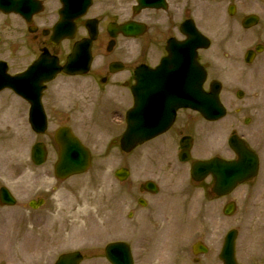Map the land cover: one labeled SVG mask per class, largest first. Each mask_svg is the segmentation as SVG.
<instances>
[{
  "label": "rangeland",
  "instance_id": "obj_1",
  "mask_svg": "<svg viewBox=\"0 0 264 264\" xmlns=\"http://www.w3.org/2000/svg\"><path fill=\"white\" fill-rule=\"evenodd\" d=\"M231 3L237 7L235 18L228 14ZM121 4L123 0H96L93 15L100 14L102 10L111 11ZM220 7L218 13L221 11L222 14L223 10V30L227 28L225 24L236 23L244 15L255 13L261 16V25L247 33L264 32V0H221ZM220 14L215 19H206L210 31L218 29ZM5 34L8 35V32ZM242 34L246 33L242 31ZM242 44L246 47L250 42ZM263 58L264 56L260 60L263 61ZM225 88L230 89L227 85ZM247 96L251 99L254 92L249 90ZM237 117L232 110L218 122H208L198 117L204 134L198 131L194 157L232 156L228 138L232 128H235ZM253 120L255 126L250 129L254 133V141H264V113ZM146 147L135 150L132 156H123V159L116 152V156L112 154L106 159L97 157L90 172L62 183H56L52 165L48 162L40 169L44 179L40 181L41 190L38 192L30 190L20 193L22 182H19L20 189L15 191L19 198L17 208L0 207V264H54L59 254L63 253L62 250L77 248L85 253L104 251L106 244L113 240H128L135 256H138V264H223L219 260V254L224 237L232 228L239 229V264H264V209L260 212L252 211L258 202L254 196L252 199L250 196L246 198L243 193L216 198L207 194L203 200L198 192L188 211L189 222L178 213L173 222L170 213L165 212L167 219L161 218L159 221L168 220L170 223H164L167 225L163 227V231L161 228L164 224H157L159 210L156 211V222L151 213H144V210L135 212L134 217L129 219L128 212L134 210L133 200L137 196L131 187H137L148 178L167 177L166 164L173 165L175 171L181 172V176L184 171H190V165L183 168V165L168 163L167 157H157L161 161L155 160L149 155L152 150ZM97 154L100 153L97 151ZM122 165L131 171L130 183L123 186L114 177L115 169ZM259 178L258 184L254 182L250 185L257 186V191L264 187V174ZM164 181L168 182L164 185L166 187L179 186L182 182L178 179L171 184V180L168 181L167 178ZM241 187L238 188L240 191ZM238 189L234 194L239 192ZM36 196L45 197L47 204L37 211L29 210L26 208L27 202ZM230 200H236L238 208L234 216L227 217L223 214V207ZM105 218L107 222H104ZM117 218L120 226L112 232L110 228L117 225ZM201 234L211 251L200 256L199 262H196L192 246ZM101 259L103 258L87 257L82 264H109Z\"/></svg>",
  "mask_w": 264,
  "mask_h": 264
},
{
  "label": "flooded vegetation",
  "instance_id": "obj_2",
  "mask_svg": "<svg viewBox=\"0 0 264 264\" xmlns=\"http://www.w3.org/2000/svg\"><path fill=\"white\" fill-rule=\"evenodd\" d=\"M31 1L41 11H28V21L17 16L19 21L16 26L6 27L11 30L10 40L0 41V73L3 76L23 74L41 56L48 59L50 64L58 61L59 66L63 67L76 43L87 36L83 22L79 20L75 38L55 41L53 32L60 19V0ZM207 8L208 0H161L159 5L141 9L136 19L144 22L148 28L143 36L137 38L135 48L122 36L110 46L109 35L100 33L91 47V63L88 64L87 73L70 75L61 72L49 80L44 75L40 81L36 107L29 100L34 96L32 91L0 90V186L20 177L25 181V188L30 186L31 154L35 144H44L49 156L57 160L59 148L55 132L62 126L71 127L88 147L118 146L135 68L141 64L158 65L167 55L168 41L171 38H184L182 22L191 18H206ZM99 19L100 23L104 20ZM113 21L122 22L120 18ZM198 27L203 31L200 23ZM229 43L227 39L209 52L199 51L198 60L207 71L204 87L209 90L213 82H219L226 105L236 115L252 114L256 109L264 108L256 106L254 99L261 91L255 90L253 83L264 65L256 63L259 54H255L254 60L248 63L245 54L238 52V43ZM84 58L85 54H82L79 66L85 65ZM249 87L254 96L246 100ZM120 102L123 107L119 106ZM247 119L244 118V125L252 126L253 123H248ZM43 126L46 128L43 133L35 131ZM194 126L186 110H181L169 130L173 143L176 144L178 137L180 143L183 136L191 135ZM108 156L105 154L103 157ZM37 174L33 172V182L39 180ZM181 191V195H189L188 189Z\"/></svg>",
  "mask_w": 264,
  "mask_h": 264
},
{
  "label": "water",
  "instance_id": "obj_3",
  "mask_svg": "<svg viewBox=\"0 0 264 264\" xmlns=\"http://www.w3.org/2000/svg\"><path fill=\"white\" fill-rule=\"evenodd\" d=\"M64 3L66 9H68L67 16L78 17L88 7L90 0H65ZM73 10L76 12H73ZM246 21L255 24L257 17L251 16ZM63 26H65V23ZM181 61H183L182 51H179L175 61L177 66L175 71L173 69L165 71L166 73L157 71L155 73L157 78L149 74L144 79V83L146 84L143 88L135 87V107L129 113V128L125 135L123 145L126 151H130L137 143L159 133L165 126L167 127L174 117L175 109L180 104L203 111V114L209 119H217L223 115L216 98L217 93H213L209 97L203 96L201 98L203 100H197L199 98L197 96L198 91L200 92L201 90L202 77L196 78L197 80L194 78L196 72L195 64L192 69L187 67L186 71L180 74ZM188 73L190 76L186 77V80L178 79V76ZM185 84L187 85L186 87ZM189 89L192 94H185L184 92L189 91ZM230 144L240 155L239 161L226 162L220 159H214L209 162L195 163L193 167L194 177L197 174L200 177L205 176L207 173L214 175L216 180L214 190L218 194L229 193L237 182L250 178L256 170V156L243 143L235 140V138L230 140ZM189 148L190 144L184 146L185 157L188 156ZM69 150L68 157L65 160L63 159L57 166V174L60 177L85 171L89 165V155L80 145L73 144ZM71 154H73L72 157ZM118 175L124 179L127 177V172L123 170ZM7 199L11 204L14 203L10 197ZM232 211L233 206L229 205L226 213L230 214ZM236 237L237 232L232 230L225 239V245L221 254V258L225 261V264H237L235 260ZM106 251L108 259L113 264H133L130 249L125 243L111 244L107 247ZM77 259V254L63 256L58 264H77V262H74Z\"/></svg>",
  "mask_w": 264,
  "mask_h": 264
}]
</instances>
